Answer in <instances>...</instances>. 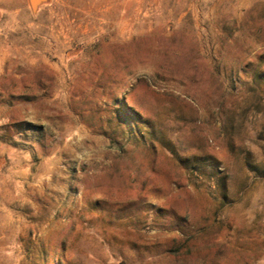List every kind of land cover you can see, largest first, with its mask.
I'll return each mask as SVG.
<instances>
[{"label":"rangeland","instance_id":"1","mask_svg":"<svg viewBox=\"0 0 264 264\" xmlns=\"http://www.w3.org/2000/svg\"><path fill=\"white\" fill-rule=\"evenodd\" d=\"M39 1L0 0V264H264V0Z\"/></svg>","mask_w":264,"mask_h":264},{"label":"water","instance_id":"2","mask_svg":"<svg viewBox=\"0 0 264 264\" xmlns=\"http://www.w3.org/2000/svg\"><path fill=\"white\" fill-rule=\"evenodd\" d=\"M41 1H42V0H41ZM41 1H39L38 4H39ZM38 4H37V5H38ZM36 7H37V6H36Z\"/></svg>","mask_w":264,"mask_h":264}]
</instances>
